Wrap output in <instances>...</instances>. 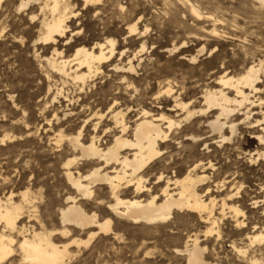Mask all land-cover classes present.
Masks as SVG:
<instances>
[{"label": "rangeland", "instance_id": "1", "mask_svg": "<svg viewBox=\"0 0 264 264\" xmlns=\"http://www.w3.org/2000/svg\"><path fill=\"white\" fill-rule=\"evenodd\" d=\"M19 1L1 0L0 3V32L3 31L0 34V197L12 192L18 202L20 192L30 190L36 199L34 210L28 211L39 220L32 217L28 223L25 218L24 222L29 225L37 228L41 221L49 231L59 229V211L67 206L64 201L68 197H77L62 171V164L72 157L73 152L65 138L59 144L56 140L59 133L65 137L75 135L81 129V121L86 116L81 108L82 100L94 109L104 110L113 97H117L123 106L137 103L152 106V93L156 89L152 74L158 73L157 67H165L185 87L176 89L179 91L177 98L202 107L203 94L216 88L213 84L215 78L225 74L236 76L251 65H260L258 88L261 92L251 94L250 102L254 105L246 104L237 109L235 118L242 120L246 113H250V121L264 119V106H258L257 102L258 97L264 101V1L261 4L257 0H105L102 15L97 16L93 11H84L76 0H69L76 18L70 19L68 26L70 30L80 29L81 34L73 36L70 42L59 43L57 51H62L63 57L72 55L80 45L90 47L104 38H115L121 49L142 50L130 89L126 90L121 84L122 74L108 68L105 76L95 80L80 94L70 81L61 80L44 65L42 60L52 56L53 48L37 44L39 22L31 24L30 12H17ZM119 5L124 7L122 14ZM191 8L198 12V18L191 14ZM132 13L142 36L124 43L125 25L118 18ZM33 14L41 19L38 7H34ZM109 26L112 31L116 30L114 34L107 33ZM212 30L218 35L211 34ZM173 48L177 50L171 54L166 52ZM185 56L196 57L195 63L186 62ZM118 60L117 57L114 62L119 63ZM57 90L61 94L54 100ZM165 99L168 105L164 107H171V100ZM239 128L227 145L211 144L207 151L200 144L192 156L182 152L181 146L177 145H173L169 152L176 167L180 166L184 172L193 161L202 159L206 153L211 154L219 179L226 177L231 182L226 190H213V197L220 200L238 192L234 202L247 219V230L251 233L255 226L264 229V162H250L249 158L258 149V142L251 137L248 127ZM91 130V127L84 128L83 137L88 138ZM2 139L4 143H1ZM96 192L98 199L109 201L106 190ZM254 199L257 200L255 206L252 204ZM92 205L85 206L87 212L95 210L101 218L99 220L109 217L105 208ZM177 216L172 226L158 230L114 219L112 229L118 235L116 239L114 235H98L87 247L72 248L74 256L66 264H186L183 257L172 253L170 240L174 235L170 232L182 235L181 242H176L182 243L187 231L201 236L205 227L187 214ZM220 229L222 239L212 240L208 246L207 262L249 264L247 261L254 257L264 264L263 247L258 253L254 249L256 254L248 252L245 258L232 249V244L239 249L246 248L245 234H239L231 222H223ZM90 232L95 230L76 231L74 237L86 241Z\"/></svg>", "mask_w": 264, "mask_h": 264}, {"label": "bare ground", "instance_id": "2", "mask_svg": "<svg viewBox=\"0 0 264 264\" xmlns=\"http://www.w3.org/2000/svg\"><path fill=\"white\" fill-rule=\"evenodd\" d=\"M76 1L84 11H93L97 16L102 15V7L106 3L105 0ZM257 1L263 4L264 0ZM19 2L17 12H30L28 17L31 24L39 22L37 44L53 48L51 57H42L44 65L61 80L70 81L79 94L89 89L95 80L105 76V69L108 68L122 74L119 80L126 90L133 86L137 75L135 64L142 50L131 52L127 48L121 49L115 38H104L95 40L90 47L80 45L72 55L63 57L62 51H57L59 43L70 42L73 36L81 34L80 29L70 30L68 26L70 19L76 18L69 0ZM34 7H38L41 19L33 14ZM119 11L122 14L124 7L119 5ZM191 14L199 17L195 9L191 10ZM118 20L125 25L124 43L142 36L133 13L128 17L120 15ZM109 27L107 33L114 34L116 30L112 31ZM211 34L218 35L214 30ZM175 50L167 49L166 52L171 54ZM117 57L119 63L114 62ZM183 59L188 63L196 61L194 56ZM260 71V65H251L239 75L225 74L215 78L213 84L216 88L208 89L203 94L202 107L177 98L179 91L176 89L183 90L185 87L165 67H157L158 73L152 74V81L156 85L155 90L152 87V106L138 103L123 106L117 97H113L104 110L94 109L82 100L81 108L86 116L81 121V129L75 135L65 137L59 133L56 140V144H59L65 138L73 152L72 157L62 164V171L77 197L66 198L64 204L67 206L59 211L60 228L53 231L47 230L41 221L37 228L28 224L32 217L36 219L28 211L34 210L33 202L36 199L30 190L20 192L18 202H15L16 196L12 192L0 197V264H12L13 261L14 264H66L74 256L72 248L87 247L98 235H114L116 239L118 235L112 229L114 219H124L133 225L158 230L173 225L172 221L178 214H187L205 227L201 236L183 232L186 234L182 243H176L183 238L182 235L170 232L174 235V239L170 240L172 253L183 257L186 264H211L205 256L212 240L222 239L220 224L223 222H231L239 234H245L246 248L239 249L232 244L233 251L244 257L248 252L254 254V249L260 252L259 249L264 248V229L255 226L248 233L247 219L234 202L238 192L220 200L213 197V190H226L231 182L226 177L219 179L211 154L206 153L202 159L191 161L184 172L180 166L176 167L169 152L173 145H177L181 146L182 152L192 156L200 144L207 151L211 144L227 145L240 130L239 127L246 126L251 137L258 142V149L249 160L264 162V119L250 121V113H246L242 120L235 118L237 109L246 104L254 105L250 97L251 94H259ZM60 94L57 90L53 95L54 100ZM165 98L171 100V107H164L168 105ZM257 102L258 106H264L263 99L258 97ZM201 125L206 127L201 128ZM88 127L92 130L88 138H84L83 129ZM1 143H4L3 139ZM95 190H106L109 201L98 199ZM256 201L252 203L254 206L257 205ZM91 204L105 208L109 217L99 220L94 207L93 212H87L85 206ZM25 218L28 223L24 222ZM93 229L95 232H90L86 241L74 237L76 231L82 233ZM247 262L262 264L254 257Z\"/></svg>", "mask_w": 264, "mask_h": 264}]
</instances>
